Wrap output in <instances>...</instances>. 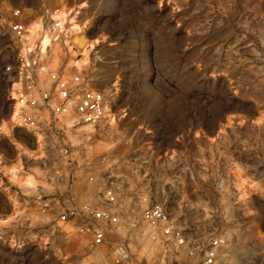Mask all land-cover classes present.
<instances>
[{"label": "rangeland", "instance_id": "obj_1", "mask_svg": "<svg viewBox=\"0 0 264 264\" xmlns=\"http://www.w3.org/2000/svg\"><path fill=\"white\" fill-rule=\"evenodd\" d=\"M55 1L0 0V123L13 102L2 67L18 52L10 13H49ZM67 2L84 5L79 19L97 41L77 72L108 103L115 100L114 124L81 127L62 140L71 148L73 186L98 187L84 180L87 163L97 180L108 175L119 185L126 222L109 238L122 239L138 264H200L208 240L219 235L214 264H264V0ZM57 43L44 53L47 68L68 76L69 55ZM15 132L17 141H34L21 126ZM15 146L0 136L4 159L17 158ZM20 159L43 184L17 187L0 169V216L14 203L20 209L0 224V264H111L112 243L89 248L74 234L35 235L36 189H50L48 164ZM155 202L182 230L187 258L149 237L139 212Z\"/></svg>", "mask_w": 264, "mask_h": 264}, {"label": "built area", "instance_id": "obj_2", "mask_svg": "<svg viewBox=\"0 0 264 264\" xmlns=\"http://www.w3.org/2000/svg\"><path fill=\"white\" fill-rule=\"evenodd\" d=\"M10 14L13 19L8 32L13 39H18L24 30L19 20L21 9L14 8ZM46 59L44 56L38 61H27L17 52L12 64L2 67V75H11L8 82L19 80L20 122L28 131L35 128L41 134L44 155L37 160L48 164L44 177L50 189H36L41 219L33 226L35 235L48 238L60 233L66 238L68 234H74L83 237L89 248L112 243L111 264H138L122 239L109 238L110 234L116 233L120 221L126 222L121 214L119 185L108 175L97 180L87 163L84 180L89 185L98 183V187L90 192V189L80 190L73 186L71 148L69 143L62 141L68 138L66 133L78 132L81 127H105L106 98L101 90L90 86V79L83 71L69 67L70 74L66 76L60 67L48 69ZM139 217L149 226L151 239L160 241L166 250L179 256V260L187 258L183 232L164 205L150 203L140 210ZM62 225H68L70 230ZM223 243L222 236L211 237L200 264H214Z\"/></svg>", "mask_w": 264, "mask_h": 264}, {"label": "bare ground", "instance_id": "obj_3", "mask_svg": "<svg viewBox=\"0 0 264 264\" xmlns=\"http://www.w3.org/2000/svg\"><path fill=\"white\" fill-rule=\"evenodd\" d=\"M43 1L44 3H48L53 0ZM67 4V0H58L57 3L55 1L50 7L49 13L43 12L41 15L34 14L35 16H32L33 14L29 15L26 12L23 13V10H21L19 20L22 21L24 30L18 39L13 40L17 46L18 53L20 55L22 54V56L24 55L25 60H41V56L44 55L48 48L51 47L53 43L58 44L57 42H59L69 55V63L74 66L73 68L75 70H77V67L80 68L85 65L89 53L94 49L97 41L86 33V30L89 28V24L87 25L88 21L81 22L79 19L84 5H80L79 3L76 6H67ZM12 19L11 16L10 21ZM13 47L15 48L14 45ZM18 66L21 67V65ZM9 84L11 85L9 97H13V102L10 114L7 117L8 119L0 123V136L7 137L12 143H15V148L17 147L18 149V156L14 160H7L0 154V169L11 184L28 189L43 183L39 180L37 173L24 170L20 157L25 156L31 160L42 158L44 155L42 149V136L35 128H32L29 132L33 135V142L17 141L16 128L21 126L24 129L19 116L21 103L17 100L18 87L20 84L19 80H15ZM115 85L113 86L115 87ZM114 101L108 103V100H105L104 123L106 121L108 124H114L117 119V115L113 110V105H115ZM242 183L243 181L241 183L239 181V187ZM13 201L15 200L13 199ZM10 211L11 213L9 212L8 215L0 216V224L13 221L20 213L19 206L14 203L13 209Z\"/></svg>", "mask_w": 264, "mask_h": 264}, {"label": "water", "instance_id": "obj_4", "mask_svg": "<svg viewBox=\"0 0 264 264\" xmlns=\"http://www.w3.org/2000/svg\"><path fill=\"white\" fill-rule=\"evenodd\" d=\"M217 128L214 129L213 134L216 133Z\"/></svg>", "mask_w": 264, "mask_h": 264}]
</instances>
